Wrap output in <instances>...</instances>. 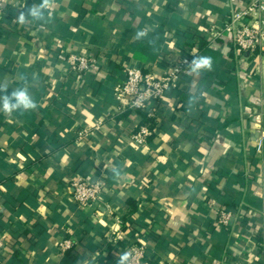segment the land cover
<instances>
[{
    "label": "crops",
    "instance_id": "0c3cea01",
    "mask_svg": "<svg viewBox=\"0 0 264 264\" xmlns=\"http://www.w3.org/2000/svg\"><path fill=\"white\" fill-rule=\"evenodd\" d=\"M241 1L54 0L43 20L21 25L19 14L43 0H7L0 98L26 87L37 107L0 111V264H118L121 239L143 243L151 264H264L259 54L237 57L225 39L200 52L212 70L184 71L156 102L146 145L129 141L142 115L114 94L126 67L163 68L193 54ZM72 51L97 60L82 83L64 82ZM84 127L91 133L78 140ZM79 176L103 184L85 206L71 196ZM128 197L140 207L124 228ZM222 210L231 211L227 224ZM66 237L69 254L58 246Z\"/></svg>",
    "mask_w": 264,
    "mask_h": 264
},
{
    "label": "built area",
    "instance_id": "2783aa9c",
    "mask_svg": "<svg viewBox=\"0 0 264 264\" xmlns=\"http://www.w3.org/2000/svg\"><path fill=\"white\" fill-rule=\"evenodd\" d=\"M6 3L7 0H0V20L4 18ZM208 36H210V46H215L219 40H227L234 46L237 57H240L241 53L252 56L259 54L264 67V0L232 2L224 22L220 26H212L208 30ZM197 57L183 56L167 67L151 70H144L135 65L126 67L124 80L114 86V94L121 108L143 109L150 103L160 100L167 91L179 86L183 72L191 69L190 65ZM96 61L94 56L72 51L66 56L69 70L64 75L88 74L95 69ZM149 115L155 116L153 112ZM102 122L100 118L95 128L101 126ZM90 129V127L78 129L77 139L86 138L91 133ZM153 131L148 124H142L130 135L129 141L137 145H146ZM261 142L264 144V131L261 133ZM102 186L100 181H91L79 176L71 182V196L77 204L85 206L99 198ZM230 217V210H222L219 222L227 224ZM58 246L61 252H65L73 246V240L70 237L62 238ZM125 252L130 254L128 264H151L146 259V246L141 242L128 245Z\"/></svg>",
    "mask_w": 264,
    "mask_h": 264
},
{
    "label": "clouds",
    "instance_id": "9594fccd",
    "mask_svg": "<svg viewBox=\"0 0 264 264\" xmlns=\"http://www.w3.org/2000/svg\"><path fill=\"white\" fill-rule=\"evenodd\" d=\"M54 7V0H43V3L39 5H34L28 10L27 15L21 12L17 18V22L24 25L28 22V17L30 16L33 20H43L44 10H52ZM143 35V33H140ZM190 68L193 72H197L200 69H206L208 71L212 70V58L211 57H197L193 59ZM0 91H6V88L0 86ZM2 108L3 111L11 115L14 111H28L34 110L37 105L36 102L30 96L28 89L22 87L14 90L11 95H5L2 98ZM130 254L125 252L119 257L118 264H128Z\"/></svg>",
    "mask_w": 264,
    "mask_h": 264
},
{
    "label": "trees",
    "instance_id": "16d2710c",
    "mask_svg": "<svg viewBox=\"0 0 264 264\" xmlns=\"http://www.w3.org/2000/svg\"><path fill=\"white\" fill-rule=\"evenodd\" d=\"M195 47H196V51L193 50L194 51L193 54L189 52L187 55L198 56L199 53L202 52L204 49L209 50L211 47L210 46V36L204 37L203 40L199 41V44L197 46L195 45ZM187 55H183V56H187ZM200 55H202V54H200ZM87 75L88 74H81L80 75L78 73H69L68 75L64 76L65 77L64 82H66L67 84H70L76 78L77 79L76 81L78 83H82L83 81H85L87 79ZM171 90H174V89H171ZM157 101L150 103L146 108L137 110L143 117L141 124H148L152 130L155 129V125H156L155 116H150L149 113L154 111V105L156 104ZM154 115H155V113H154ZM153 134H154V131H153ZM126 203H127L128 209H127L125 216H124V228H127L128 220L130 219V217L136 215V213L138 212L139 207H140V202L133 197H128L126 199ZM132 243H133V241L127 240V239H123V240L121 239V240L117 241V244L121 248H124V250L128 245H130ZM72 247L70 249H68L67 251H65V254H69L72 250ZM113 248H114V244L111 240V242L107 243L106 250H100V252H99L100 260H103L105 257H107L110 254V250H112ZM106 252H108V253H106Z\"/></svg>",
    "mask_w": 264,
    "mask_h": 264
}]
</instances>
